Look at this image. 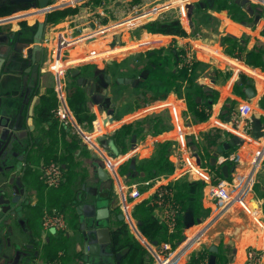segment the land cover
I'll list each match as a JSON object with an SVG mask.
<instances>
[{
  "label": "crops",
  "instance_id": "1",
  "mask_svg": "<svg viewBox=\"0 0 264 264\" xmlns=\"http://www.w3.org/2000/svg\"><path fill=\"white\" fill-rule=\"evenodd\" d=\"M91 1H80L79 4L83 5L82 7L79 6V13L66 17L61 23L57 25L48 24L45 37L54 42L68 29L75 28L76 42L79 40V43L69 50L68 58L78 61L81 57L88 56L91 60L70 68L65 76L55 75L51 68L53 44L43 43L45 52L42 59L40 84L37 86L36 95L33 97L30 106H26L24 111L26 114L24 124L29 129V136L33 144L28 153V166L23 178L28 191L27 199L30 202L24 210L25 233L29 234L27 236L29 238L39 225L38 237L50 239L46 247L40 251L38 262L50 264V259H52L54 264H62L63 261L60 259L65 255V249L72 257L75 256V253L83 256V252H80V250L82 251L81 240L78 241L80 218L75 202L78 194L83 190V185L96 186L97 189L100 187V185L89 182L97 177L95 167L103 165L106 169V162L112 160L118 163L117 173L112 175L106 169L110 179L109 182L102 184L101 192L105 206L110 208V221L113 220L115 223L114 225L111 224V230L113 226V228L118 226L126 228V232L132 241L140 245L145 252L142 264H153L163 260L162 247L165 244L170 246V250L167 252L170 264H195L194 258H197L200 253H207L210 258L212 247L218 249L216 254L218 264H250L249 255L251 251L259 254L261 256L259 264H264V0H249L255 10L252 15L249 14L250 7L240 5L248 17L246 21L242 22L232 20L228 11H216L211 7L207 8L204 3L205 0H197L188 5L189 11L192 12L190 19H181L179 8L176 7L164 16H158L154 21L133 27H128L123 21L118 32L120 46L123 49L117 48L111 53H106L107 49H113L111 39L94 40L92 38L91 29L93 27L88 26H91L92 20L100 16L102 12L106 14V8H101L99 6L101 3L94 4ZM111 1L118 13L115 21H119V18L126 14L120 11L125 5H127L126 8L131 4L152 5L163 3L164 0ZM198 5L201 6L200 12L194 13ZM1 10L3 9L0 8ZM6 10L15 11L14 8ZM194 15L197 16L195 22ZM41 16L45 19L34 8L21 11L19 14L15 12L11 15L0 16V45L1 41L8 40L15 34L18 35L23 23H26L29 29L36 28V23L40 20L38 18ZM24 19L26 20L24 21ZM173 19L174 21L178 19L176 22L183 30L182 35L154 34L143 29L146 25L156 22L160 23V27L166 28L167 25L171 26L174 22L167 20ZM107 20L108 17L103 23L110 25L117 23L115 21L107 22ZM139 29L141 30L140 34L133 38L132 30L137 31ZM234 40L237 41L236 44L233 43ZM183 42L200 43L209 49L208 52H199L197 47L192 46L195 51V61L200 64L192 77L194 79L193 84L201 86L207 95L215 94L217 97L212 105L210 117L204 122L195 119L190 112L186 99L185 92L189 83L188 80L184 79L183 73L187 56L185 49L190 46ZM234 47L236 50L232 54L230 50ZM26 51L24 63H20L22 59L16 58L7 68L8 74L5 75L1 85V94L5 97L11 98V96L18 94L20 84L14 85L10 75L17 71L16 68L20 67L22 70L26 67ZM254 51L261 57L262 63L260 65L250 64L252 61L250 55ZM107 55L111 57L108 58ZM118 56L121 58H117ZM113 58L117 59L112 60ZM86 65L94 68L95 76H80L77 78V82L80 78H88L91 82H96L94 95H91V83L86 87L78 83L86 93L87 103L90 111L94 114V119L91 123L81 124L77 119L80 113L73 111L69 104L68 86L72 80L71 76L79 73V71L73 70ZM106 75H109L112 80L111 84L108 85L109 104L115 105V110L121 114L120 119L115 121H112L110 117L111 107L106 109L101 107L99 102H93V97L98 93L102 94L105 89L101 86L100 81L101 79L107 81ZM119 79H123L125 83H119ZM126 80H131L132 83L127 84ZM52 82L53 84H51ZM247 87H251L256 93L252 100L245 95L244 90ZM50 88H54L58 103L63 105L73 116L70 128L62 127L58 121L60 123L59 129L61 127L66 131L64 140L68 142L73 135H76L84 146L85 154L82 155L80 150L76 153L79 165L75 171L80 172L88 169L91 175L90 180L86 181L77 192L75 199L67 202L69 228L60 234L53 232L57 235H46L42 231L40 218L44 209L53 208L51 205L52 195L61 193L59 189L48 188L44 182V176L51 162L61 157V151L56 153L55 151L52 152V149L55 150L54 145L57 142L61 143L63 138L60 135L59 137L48 135L46 131L50 125H41L34 117V106L42 97L48 95ZM13 101L18 107L22 103L21 98ZM245 101L252 104L253 113L249 118L233 120L229 111L234 108L233 111H236L239 105ZM201 102L204 101L198 97V103ZM162 113L168 116L171 127L157 136L147 137L139 142L133 140L127 151L123 154L120 153L119 157L114 158L111 155L114 149L111 136L124 123L151 114L161 115ZM97 120L103 124L101 133L94 131L93 124ZM180 128L186 132L182 139L178 134ZM216 129H220L221 132L218 134L222 133L223 136L217 140L207 139L217 137L214 135ZM105 136L107 139L103 140L102 138ZM235 136L241 138L243 143L235 146L227 155L219 154L218 151L222 152L224 143L232 140ZM188 140L199 146L198 149L203 154V159L197 155V146H191V148ZM106 141L110 145L109 150L105 147ZM160 141L175 143L174 150L169 156V161L174 164L173 173L152 178L144 172L146 176L144 179L138 171L133 174V178H130L132 173H128L126 169H123L125 176L121 173L122 167L134 158L137 161L151 159L155 145ZM213 141L216 142L213 143ZM212 143L216 146H213ZM183 145L195 152L197 160L201 161L203 166L214 170L218 177L225 178L229 182L233 195L230 204L223 208L217 207L208 196L206 184L196 175L188 172L182 162L176 160L174 155L177 154L178 149L185 152ZM43 148L48 149L51 154L54 153V160L48 162L43 158L41 154ZM226 156H228L229 164L225 165ZM215 159L216 162H213ZM135 162L132 161L131 164ZM210 163L215 166L211 167ZM59 164L63 166L60 160ZM224 166L228 167L227 176L223 171ZM186 181L189 182V203L193 202L200 207L197 212V220L193 216L194 211H187L183 213V225L180 229L177 227L175 234L172 235L168 232V236L163 242H150L140 231L139 222L133 217L134 207L142 201L153 200L160 186L175 185L179 182L185 184ZM131 187L139 189L142 193L139 200L130 198ZM106 196L108 199H105ZM122 205L127 206L129 210L126 215L122 213ZM119 215H123L124 219L120 220ZM12 228L13 226L10 227L11 230ZM17 233L18 231L14 241L10 243L9 251L11 252L16 250L14 247L23 238L22 233ZM72 239L76 242L75 246L73 243L71 244ZM60 246H63L64 250H61ZM55 249H58V258L57 256L53 257L57 252H54ZM29 257L30 255L26 259ZM80 259L81 257L76 260L79 263H75L73 260L74 263L72 264H86Z\"/></svg>",
  "mask_w": 264,
  "mask_h": 264
},
{
  "label": "trees",
  "instance_id": "2",
  "mask_svg": "<svg viewBox=\"0 0 264 264\" xmlns=\"http://www.w3.org/2000/svg\"><path fill=\"white\" fill-rule=\"evenodd\" d=\"M102 0H92L91 3L94 4H100ZM205 6L211 7L213 10L216 11H228L229 15L232 20L234 21H246L248 19L247 14L244 12L242 7L236 3V0H205L204 1ZM201 6H196L194 13L200 12ZM80 7H67L61 10H56L47 15V22L49 25H57L61 23L66 17L75 15L79 13ZM13 10H1L0 16L9 15L12 14ZM195 21H197V16L194 15L193 17ZM173 22V21H172ZM23 27H27L26 23L22 24ZM164 26V25H163ZM145 31L154 33V34H169V35H182L183 30L179 24L174 21L171 26L167 25L166 28L160 27V23H151L149 25H146L143 28ZM2 31V30H1ZM196 31V30H195ZM234 44L237 43L236 40L233 41ZM236 50V47H234L232 50H230V53H234ZM250 57L252 58V61H250V64L256 66L260 65L262 63L261 57L258 53L255 51L251 53ZM200 64L195 62L190 68L184 69V79L188 80L189 86L186 88V99L188 101V105L190 108V112L193 114L195 119L200 122L207 121L210 117V111L212 110V105L215 103L217 97L215 94L207 95L204 89L197 85L193 84L194 79L192 78L197 68H199ZM91 66H83L80 68L79 73L75 76H71V83H69L68 89H69V104L72 107L73 111L79 112L80 115L77 116L78 121L81 124H88L91 123L94 119V114L90 111V108L87 103V96L84 90L81 86L78 85L77 78L82 77H93L95 76L94 73L90 72ZM264 69V67H263ZM106 81V80H105ZM237 87V86H236ZM37 89V88H36ZM36 89L34 91V94L30 98V102L28 106H30L33 97L36 95ZM181 91V90H180ZM198 97L202 98L204 102L198 103ZM205 99V100H204ZM58 99L55 93L54 88L49 89V93L47 96L42 97L39 102L34 106V117L37 120V122L41 125H50L48 127V131L46 133L51 136L59 137V135L63 138H61L62 142H57L56 145H54L55 150L52 148V152H56L61 154V157L59 159H56L55 161L59 163H62V169L65 174L64 181H62L61 185L59 187L53 188V189H59L61 193L57 195V193H54L51 198V205H53V208H49L48 210L56 209L59 212L63 213L68 219V212H67V202L69 200H74L76 197L77 192L80 190L82 185L90 180V172L88 169L81 170L80 172H76L75 169L79 165V159L78 156H76L77 151H81V154H85L83 151L84 146L82 145V142L78 138V136L73 135L70 141L64 140L66 137V131L63 129H59L60 123L58 122L55 112L58 108ZM27 106V107H28ZM112 111H110V117L112 121H115L117 119H120L121 114H119L118 111H116L115 105L111 107ZM235 109V108H234ZM234 109L229 111V115H233ZM228 114V113H227ZM226 116V114H224ZM62 127H64L62 125ZM170 126L169 124V118L165 113L159 114H151L148 116H145L141 119L131 121L124 123L118 130L115 131V133L111 136V143L114 148L118 150V152H111L112 156L119 157V154H123L127 151L128 146L135 141H142L147 137H154L159 134H161L163 131H166ZM42 130H44L42 128ZM221 132L220 129H216L215 138H207V139H218L223 136V134L219 135L218 133ZM214 137V136H212ZM206 139V140H207ZM216 141H213L215 143ZM212 143V144H213ZM189 146H197L194 143L191 142V140H188ZM174 142L170 141H160L157 142L155 145V151L151 159L144 160V161H137L136 158L132 159L131 161L127 162L124 167H122L121 173L125 176V173L123 169H126L128 173H132L130 178H133V174H136L135 172L138 171L141 173V177L144 179L146 178L145 173H148V176L154 178L159 175L164 174H171L174 170V164L169 161V156L172 154L174 150ZM221 145V144H220ZM213 146H216L213 144ZM237 147V146H236ZM192 148V147H191ZM199 146H197L196 151L197 155L200 159H203V154L199 151ZM233 147L232 149H234ZM231 149V150H232ZM229 151H222L221 153L218 151L219 154H229ZM195 153V152H194ZM41 154L43 158L46 161H51L54 157V153H49L48 149L43 148L41 150ZM120 154V155H121ZM228 156H226L225 165L229 164V159H227ZM54 160V159H53ZM132 161H136L134 164H131ZM211 167H214L215 165L209 164ZM130 176V175H129ZM128 176V177H129ZM138 178V177H137ZM135 180V179H133ZM132 180V181H133ZM166 187L171 188L175 191V198L181 205V215L178 220V229H180L182 223V219L184 217L185 212L187 211H194V218L197 220V212L198 209H200L198 204H193V202L189 203V182L186 181L185 184H182L181 182L177 184H169ZM52 189V188H51ZM154 200V199H153ZM153 200H145L137 204L133 209V217L139 222V229L143 233V235L148 238V240L152 243H160L166 240L168 236V230L167 228L162 224L160 217L157 213V207L153 206ZM194 208V209H193ZM47 209H44V211ZM43 211V213H44ZM42 213V215H43ZM194 220V222H195ZM197 222V221H196ZM114 227V226H113ZM112 227V235L114 242L118 248V250H121L123 248H130V253L128 257L125 259L124 264H142L145 252H143L140 245L136 244L132 241L128 233L126 232L125 227ZM58 245V244H57ZM59 249V248H58ZM58 249H55L54 252L56 254L53 255V257L58 258ZM61 250H64L63 246H60ZM66 253L61 257L62 264H68L70 261H75L81 257V254L75 253V256L72 257L70 254H68L67 249H65ZM208 254L200 253L198 257L194 258L195 264H200V262L209 260ZM50 262L53 263V260L50 259ZM216 264H218L216 262Z\"/></svg>",
  "mask_w": 264,
  "mask_h": 264
},
{
  "label": "water",
  "instance_id": "3",
  "mask_svg": "<svg viewBox=\"0 0 264 264\" xmlns=\"http://www.w3.org/2000/svg\"><path fill=\"white\" fill-rule=\"evenodd\" d=\"M12 1L27 4L24 8H15L16 13L30 8L44 10L53 2V0ZM236 3L242 7H250L249 14H254L255 10L249 0H236ZM61 9L64 8H56L53 11ZM47 15L49 14H46L43 22H38L36 29L28 28L23 33L21 31L18 35L15 34L14 37L11 36L8 40L1 41L0 45V236L4 233L7 226L12 225L23 216L24 210L28 206V191L23 178L28 166V153L33 144L29 136V129L24 124V119H26L24 111L41 80L42 58L45 52L43 43L48 26ZM188 16L192 17L191 11H189ZM117 39L120 40V37H117ZM25 51L27 52L26 67L21 70L18 63L19 68H16L15 70L17 71L10 75L14 85L20 84L18 86V94L17 96H11V98L9 96L5 97L1 94V85L5 75L8 74L7 68L12 63V60L16 58L22 59L20 63H24ZM106 78L107 84L110 85L112 82L111 77L106 75ZM78 83L84 87L91 83V95L95 94V81L91 82L88 78H80ZM119 83L123 84L125 81L119 79ZM126 83L130 84L132 81L126 80ZM244 92L250 100L256 96L255 91L251 87L245 88ZM98 97L101 107L106 109L112 107L109 104L108 89H105L102 94H98ZM17 98L22 99L19 107L13 101ZM102 139L106 140L107 137L105 136ZM242 143L243 140L235 136L232 140L224 143L221 151H229ZM105 147L107 150L110 149L107 141ZM213 162H216V159ZM95 168L97 177L89 182L100 185V187L97 189L83 185V190L78 194L75 202L80 218V233L78 236V241L81 240L80 245L82 244V251L80 250V252H83L85 258L108 259L112 260V264H116V261L120 264L119 262L128 254V249L120 251L116 256L114 255L111 224L104 222V219L108 220L109 218L110 220V208L105 206L106 204L103 201L102 184L109 182L110 176L103 165H97ZM223 171L225 176H227L228 167L224 166ZM101 212H103V215ZM119 219L123 220L124 216L119 215ZM210 251L212 255L208 264H216L218 249L212 247ZM86 264L91 263L86 262Z\"/></svg>",
  "mask_w": 264,
  "mask_h": 264
},
{
  "label": "built area",
  "instance_id": "4",
  "mask_svg": "<svg viewBox=\"0 0 264 264\" xmlns=\"http://www.w3.org/2000/svg\"><path fill=\"white\" fill-rule=\"evenodd\" d=\"M62 0H53L49 7L44 10H38L39 14L46 16L50 14L56 8H63L65 5H75L79 4L82 0H65V3H61ZM108 0H103L99 6L104 8L103 5L107 3ZM197 0H164L163 3H154L152 5H142L135 4L129 7V10L126 14L119 18V21H115V24H105L103 23L107 17L104 12L100 16L92 20L93 28L91 29L92 38L96 39H111V46L113 49L121 48L120 42L117 39L119 36L118 32L120 30L121 22H125L128 27H133L138 24H143L147 22L154 21L158 16H164L171 9L178 7L179 8V17L182 19H190L188 16L189 9L188 5ZM75 7V6H73ZM105 9V8H104ZM90 25L88 27H91ZM68 27H70L68 25ZM75 28H70L64 34H61L57 37L54 42L45 38L44 43H52V54H53V63L51 65L52 72L58 76H65L70 68H73L82 63L89 62L90 57H81L78 61L70 60L68 57V52L70 49L79 43L76 42V36L74 35ZM80 39V38H79ZM81 41V40H80ZM123 49V48H121ZM112 50V49H110ZM186 51V61L184 68H190L195 61V51L193 47H188ZM131 52V51H130ZM125 53V52H124ZM253 113L252 104L250 102H242L236 111L233 113V120L237 121L238 119H246L251 116ZM57 120L65 127L70 128L72 125L73 116L69 113L63 105L58 106L55 112ZM108 122V121H107ZM102 122L97 120L93 124L94 131L96 133L102 132ZM235 128V127H234ZM186 132L179 129V137L186 135ZM84 139V138H83ZM184 141V140H183ZM185 147V145H183ZM188 147V146H187ZM185 147V152L178 149L177 154L174 156L176 160L182 162L186 170L202 180L204 184L208 187V196L214 201L217 207L223 208L230 204L233 199L231 185L229 182L222 177H218L214 170H211L209 167L202 165L201 161H198L196 154L191 148ZM106 169L114 175L118 170V163L109 160L106 162ZM64 181V172L62 166L58 162H51L48 168L45 171L44 182L48 188L59 187ZM167 185H162L158 188L155 193L153 200V206L157 207V213L160 217L162 224L167 228L169 234H175L178 226V220L182 213L181 205L175 198V191L171 188L166 187ZM129 196L132 200H139L142 197V193L139 189L131 187ZM242 201V200H240ZM122 213L126 215L129 210L127 206H121ZM43 227L45 231L54 229L57 232H65L67 230V221L63 213L59 212L56 209L45 210L43 214ZM170 250L168 244L163 245L162 255L164 256L163 260L156 261L153 264H170V258L167 256V252ZM261 256L259 254L250 252L249 261L250 264H259ZM209 260L200 262V264H208Z\"/></svg>",
  "mask_w": 264,
  "mask_h": 264
},
{
  "label": "flooded vegetation",
  "instance_id": "5",
  "mask_svg": "<svg viewBox=\"0 0 264 264\" xmlns=\"http://www.w3.org/2000/svg\"><path fill=\"white\" fill-rule=\"evenodd\" d=\"M26 6H27L26 3H17V2H14L12 0H0V8L3 10L4 9L5 10L11 9V8L12 9L13 8L14 9L15 8H24ZM26 29H28V28L22 27L21 31L26 30ZM34 29H36V28H34ZM104 88L108 89V84H106ZM98 94H100V93H98ZM98 94L95 96L97 98V100H99ZM27 203H28V205L30 204L28 199H27ZM66 221H67V229H68L69 228L68 227L69 226L68 219H66ZM40 225L42 227V231H44L45 229L43 227V215L40 218ZM12 226H13L12 230L10 228H6V231L4 232V234H2L0 236V264H12V263H16V264H40L38 262L39 253L50 242V239L46 240V239H40L38 237L39 225H38L37 229L34 231V233L32 232V234L28 238L27 236L29 234L25 233L26 218H25L24 214L21 218L16 220ZM15 227L17 229H14ZM51 230H54V229H51ZM51 230H49V232ZM17 231H18V233H22L23 238L21 239V242L19 244H16V246L14 247V249L16 248V250L11 252V251H9V249L11 247L10 243H11V241H14L15 234ZM56 232L57 231H55V233ZM46 235H48V234H46ZM44 240H46V241H44ZM125 249H128V254L123 257L121 262H119L120 264H124L125 259L128 257V255L130 253V248L128 247V248H123L121 250H118V248L114 242V252H115L114 255L115 256L117 253H119L120 251H123ZM29 255H30L29 259H26ZM25 259H26V261H25ZM115 263L118 264L117 261ZM50 264H54V262L50 263Z\"/></svg>",
  "mask_w": 264,
  "mask_h": 264
},
{
  "label": "rangeland",
  "instance_id": "6",
  "mask_svg": "<svg viewBox=\"0 0 264 264\" xmlns=\"http://www.w3.org/2000/svg\"><path fill=\"white\" fill-rule=\"evenodd\" d=\"M74 0H72V2H73ZM61 3H65V0H62L61 1ZM82 5L83 4H75V5H65V6H62L63 8H67V7H73V6H75V7H79V6H81L82 7ZM86 5V4H85ZM87 6V5H86ZM126 6L127 5H125L124 6V8L123 9H119L122 13H127V11L129 10V7L130 6H132V4L129 6V7H127L126 8ZM85 7V6H84ZM103 7L104 8H106V14H107V17H108V20H107V22H109V21H115V20H117V18H116V14H118L117 13V9L115 8V7H113L112 6V1L111 0H108L107 1V3H105L104 5H103ZM35 10V9H34ZM15 13V11L14 12H12V14H14ZM17 14H19V13H17ZM11 15V14H10ZM45 17V16H44ZM38 19H40L39 20V22H43L44 21V19H43V17L41 16V17H39ZM180 19V18H179ZM26 19H24V21H25ZM176 20V19H175ZM178 20V19H177ZM176 20V21H177ZM186 20V19H185ZM167 21H170V22H172V21H174V19L173 20H167ZM36 24H38V23H36ZM21 26V25H20ZM91 27H93V25L91 26ZM24 31H22V33H23ZM140 32H141V30L139 29V30H132V32H131V35H132V37L133 38H135L138 34H140ZM77 33H74V35H76ZM128 40V39H127ZM112 50H115V49H112ZM112 50H108L107 49V51H106V53H111L112 52ZM198 50V49H197ZM128 52H130V51H128ZM131 52H133V51H131ZM200 52V51H199ZM105 52H104V54H106ZM107 57L109 58V57H111V56H108L107 55ZM117 58H121L120 56H118ZM117 58H113L112 60H115V59H117ZM130 62H132V60H130ZM128 63H129V61H128ZM80 70V68H78V69H75V70H73V71H79ZM90 72H92V73H94V74H96V71L94 70V68L91 66V68H90ZM107 81H105V79H101V81H100V84H101V86L102 87H105V85L107 84L106 83ZM51 84H53V82L51 83ZM93 102L94 103H97L98 102V100H97V98L94 96L93 97ZM116 107V106H115ZM115 152H117V149H113ZM92 188H97L96 186H91ZM105 199H108V197L106 196L105 197ZM102 213V215H103V212H101ZM69 219V218H68ZM105 221L104 222H106V223H108L109 225L110 224H115L114 222H113V220H109V218H108V220L107 219H104ZM12 225H9V226H7L6 228H10ZM6 231V230H5ZM4 231V232H5ZM45 231V230H44ZM53 232H55L54 230H51L50 232L49 231H45V233L46 234H52V235H57V234H60V232L59 233H57V234H54ZM77 233V235H78V232H76ZM4 234V233H3ZM73 243V245L75 246V241H74V239H72V241H71V244ZM81 262H87V263H91V264H112V260H108V259H103V260H101V259H98V258H85L84 256H81ZM72 263H74L73 261H70V264H72ZM76 263H79V262H77L76 261ZM44 264V263H43Z\"/></svg>",
  "mask_w": 264,
  "mask_h": 264
},
{
  "label": "bare ground",
  "instance_id": "7",
  "mask_svg": "<svg viewBox=\"0 0 264 264\" xmlns=\"http://www.w3.org/2000/svg\"><path fill=\"white\" fill-rule=\"evenodd\" d=\"M184 43V42H183ZM184 44H187V45H189L190 47H192L193 45L195 46V47H197V49L199 50V51H202V52H205V51H207L208 52V50L209 49H207L206 47H204V45H202V44H200V43H196V42H185ZM87 136V135H86ZM89 139V138H88ZM183 251V250H182Z\"/></svg>",
  "mask_w": 264,
  "mask_h": 264
}]
</instances>
